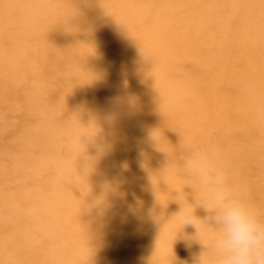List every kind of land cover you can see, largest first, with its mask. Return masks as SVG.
Wrapping results in <instances>:
<instances>
[{"label": "rangeland", "instance_id": "obj_1", "mask_svg": "<svg viewBox=\"0 0 264 264\" xmlns=\"http://www.w3.org/2000/svg\"><path fill=\"white\" fill-rule=\"evenodd\" d=\"M236 200L264 228V0H0V264H221Z\"/></svg>", "mask_w": 264, "mask_h": 264}, {"label": "clouds", "instance_id": "obj_2", "mask_svg": "<svg viewBox=\"0 0 264 264\" xmlns=\"http://www.w3.org/2000/svg\"><path fill=\"white\" fill-rule=\"evenodd\" d=\"M223 180L222 175L218 177ZM221 264H264V228L251 209L236 200L222 205Z\"/></svg>", "mask_w": 264, "mask_h": 264}, {"label": "bare ground", "instance_id": "obj_3", "mask_svg": "<svg viewBox=\"0 0 264 264\" xmlns=\"http://www.w3.org/2000/svg\"><path fill=\"white\" fill-rule=\"evenodd\" d=\"M57 69V67H46V70L47 71H45V72H43V73H41L42 75H44V74H47V75H52L54 72H55V70ZM59 69H62V70H65V65L64 66H61V68H59ZM46 76V75H45ZM244 124L243 123H241V125L240 126H243ZM253 135V134H252ZM254 136V135H253ZM258 175H256V177H257ZM255 177H253V181L256 179H254ZM258 178H260V176H258ZM257 178V179H258ZM252 181V182H253ZM251 186V185H250ZM249 186V187H250ZM20 230H21V228L20 229H16L15 231H12V233L14 234V237H15V239H17V236H18V234H19V232H20ZM116 232H117V230H116ZM118 235V234H117ZM14 239V240H15ZM14 240H12V241H14ZM12 241H10L11 243H13ZM20 245V243H18L17 245H16V247L17 246H19ZM23 247V246H22ZM108 251V250H107ZM130 251H132V249L130 250ZM112 252H110V254H111ZM34 257H35V259H36V262H37V264H43V260H42V257H41V255L39 256V255H37L36 253H34ZM34 259V258H33ZM35 261V260H34Z\"/></svg>", "mask_w": 264, "mask_h": 264}]
</instances>
